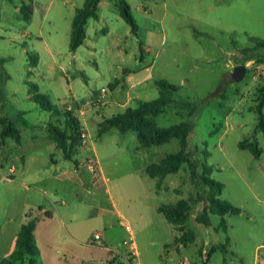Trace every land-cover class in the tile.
<instances>
[{
    "label": "rangeland",
    "instance_id": "obj_1",
    "mask_svg": "<svg viewBox=\"0 0 264 264\" xmlns=\"http://www.w3.org/2000/svg\"><path fill=\"white\" fill-rule=\"evenodd\" d=\"M125 1L139 26V38L121 17L118 0H102L100 19L89 21L86 42L74 53L72 22L84 0H0V58L5 60L0 118L14 121L22 136L21 144L13 138L3 140L0 127V264L14 252L28 214L39 218L36 264H104L111 253L116 255L115 264H136L131 248L124 245L129 238L127 226L140 251V264H203L205 258L198 249L202 236L207 245L225 244L227 237L232 240L229 252L219 251L213 264H225V260L258 264V259L264 264V152L256 159L239 148L240 142L250 141L258 142L264 151L256 112L258 90L264 86V49L255 47L256 40L264 41V0ZM25 5L33 9L31 20L21 11ZM30 56L38 57L37 66L31 65ZM240 65L247 67L246 77L232 82L231 74ZM144 77L148 80L140 90ZM158 80L179 90L154 124L168 128L191 123L192 154L213 168L214 181L224 184L221 199L242 209L240 215L226 216L227 233L216 214H210L211 226L196 223L204 190L193 183L187 165L168 176L157 187L163 193L150 199L145 196L156 182L149 179V187L144 180L132 179L130 171L179 151L177 139L152 148L158 152L157 160L155 155L143 158L142 152L135 151L139 141L133 131L121 134L112 129L99 135L104 118L125 111L120 104L131 101L135 108L138 99H159ZM32 84L79 120L86 138L81 135L74 161L63 159L48 132L51 124L63 126L65 118L33 101ZM103 89L107 99L95 102ZM52 159L59 160L62 171L78 166L80 182L46 180ZM95 160L99 166L93 174L87 164ZM131 184L137 191L133 197L125 191ZM106 188L116 191L111 193L125 215L123 220L113 214ZM191 198L186 224L200 239L181 252L174 250L172 225L166 233L142 228L138 216L149 212L139 214L142 204L173 205ZM41 206L54 217L45 218ZM58 210L75 236L63 226ZM154 214L165 220L162 214ZM97 233L102 239L93 243ZM150 239L155 245L149 244ZM126 252L128 258L120 260Z\"/></svg>",
    "mask_w": 264,
    "mask_h": 264
},
{
    "label": "trees",
    "instance_id": "obj_2",
    "mask_svg": "<svg viewBox=\"0 0 264 264\" xmlns=\"http://www.w3.org/2000/svg\"><path fill=\"white\" fill-rule=\"evenodd\" d=\"M101 1L84 0L83 7L76 10L70 38V49L72 52L75 53L85 44L87 39L86 27L89 20L100 19L99 6ZM118 6L121 17L131 26L132 33L139 38V26L132 14L131 6L125 0H118ZM21 11L26 20L32 19L33 9L30 6H23ZM139 44L140 50L143 52L142 42L140 41ZM255 47L264 49V41L256 40ZM30 62L32 66H37L39 59L37 56H30ZM4 64L5 60L0 58V76ZM155 86L160 91L159 99L149 102L139 101L138 106L135 108L129 107L123 113L111 118H104L99 125V135L102 136L112 129H117L121 134L133 131L137 135L141 148L163 146L177 139L180 145L179 151L170 153L159 163L149 166L147 168L148 175L152 179H159L157 185L159 188L167 176L179 173L187 165L193 183L204 190L199 198L204 204L195 218L196 223L211 226L210 214H216L221 217L220 228L227 233L228 225L226 216L240 215L242 209L221 199L224 192V184L214 181L211 178L213 168L197 160L192 154L190 150V136L193 132V125L191 123L183 122L168 128L156 127L153 120L164 113L166 107L171 104L172 98L179 90V87L165 80L156 81ZM32 90L35 92L32 96L33 101L39 104L42 109L53 115L63 116L65 118L63 126L51 124L48 132L58 149L63 151L65 159L72 161L73 152L76 151L78 146L77 143L81 141L82 133L79 120L71 112H65L62 108L55 105L48 96L39 93L38 85L32 84ZM257 101L259 103L256 110L258 113L257 130L264 136V86L258 90ZM0 127H2L1 137L3 140L13 138L17 143L21 144V132L14 121L4 117L0 118ZM239 148L250 151L256 159H259L264 152L258 142L242 141L239 143ZM191 202H193L192 198L189 200H180L175 205H162L158 209L171 224L177 226L178 230L182 232V235L175 239V246H188L196 240L195 232L186 229V223L191 216ZM45 217L51 218L52 214L46 212ZM26 218V223L22 225L18 233L14 252L2 264L37 263L40 250L36 244L35 232L39 218H34L30 214ZM230 242L231 238L227 237L225 244H216L207 253L203 254L202 252L205 263L209 261L212 254L217 250L228 253L229 250L227 248L230 246ZM116 262V255L111 253L110 258L104 264H115Z\"/></svg>",
    "mask_w": 264,
    "mask_h": 264
},
{
    "label": "crops",
    "instance_id": "obj_3",
    "mask_svg": "<svg viewBox=\"0 0 264 264\" xmlns=\"http://www.w3.org/2000/svg\"><path fill=\"white\" fill-rule=\"evenodd\" d=\"M101 3H102V1H101ZM100 3V4H101ZM100 7V6H99ZM100 16V15H99ZM90 21V20H89ZM89 23V22H88ZM147 77H144V78H142L141 79V81H140V85H138V87L140 88V90L142 89H144L145 87L143 86L146 82H147ZM129 97H131V93L129 94ZM138 100H140V101H143V100H141V99H138ZM131 102V101H130ZM129 101H127L125 104H118L123 110H126L127 108H129V107H132V106H130L131 104H129L130 103ZM129 104V105H128ZM132 108H134V107H132ZM124 112V111H123ZM122 112V113H123ZM101 123V122H100ZM99 123V124H100ZM55 147H57V145H56V143H55ZM58 148V147H57ZM153 148V147H152ZM152 148H141V146H140V143H139V145H137L136 146V148H135V151L136 152H142V157L143 158H150V155H155L156 157H157V160H158V152L157 151H155V150H152ZM62 153H63V151H62ZM63 155V159H65V156H64V153L62 154ZM75 155V154H74ZM74 155H73V159H72V161H74ZM168 155V154H167ZM167 155H165V156H167ZM162 159V158H161ZM161 159H159L158 161H155L156 163H159L160 162V160ZM66 160V159H65ZM52 163H53V166L51 167V170H50V173L48 174L49 176H47V178H46V180H52V181H55V182H58L59 180H63V179H66V178H71V179H73V180H75V181H79L80 182V177H79V174H78V171H79V167L77 166V170H70V169H68V170H64V171H62L63 170V168L60 166V163H59V160H56V159H52V161H51ZM156 163H154V164H156ZM78 165V164H77ZM149 166H151L150 164H145L144 166H142L139 170H137V169H135L134 171H130L131 173H130V175H131V177H132V179L133 180H138L139 182H142L143 180L146 182V183H148V185H149V187H151V184H150V180L149 179H151V181H155L156 182V186H155V188H153V189H150V191L147 193V195L145 196V199H150V195H152V194H154L155 196H159V195H161L163 192H161L162 190H160V189H158L157 188V185H158V183H159V179L158 178H156V179H152L149 175H148V173H147V168L149 167ZM87 169L89 170V168H88V166H87ZM90 171V170H89ZM22 174H24V172L22 173ZM174 175V174H173ZM170 176V175H169ZM168 177V176H167ZM166 177V178H167ZM34 178H36L37 179V177H34ZM165 178V179H166ZM165 179H164V181H165ZM108 180V179H107ZM164 181L162 182V184L164 183ZM37 183H39V182H37ZM96 183V182H95ZM98 183V182H97ZM96 183V185H98ZM26 186V188L27 189H30V187H28L27 185H25ZM170 187V186H169ZM125 191L126 192H130L131 194H132V197H133V194L135 193V192H137L136 190H135V188L133 187V185L131 184L129 187L127 186L126 188H125ZM91 192H93L92 190H91ZM104 192H108V195H109V202H110V205H111V210H112V212H113V214L115 215V216H117L120 220H123L124 218H125V215H124V213H123V211H122V209L120 208V205H119V202H118V200H117V198L116 197H114V195L111 193V192H116V191H112L110 188H106V190H104ZM44 193H47V191H44ZM174 193H176V192H174ZM179 193V192H178ZM180 200H183V199H180ZM180 200H178V201H180ZM177 201V202H178ZM176 202V203H177ZM175 203V204H176ZM175 204H173V205H175ZM160 206H162L161 204L159 205V204H153V205H148L147 204V206H146V204H142V209L141 208H139V210H140V212H139V214L140 213H145L146 214V211H145V209H147L149 212L146 214V215H142V214H140V216H138V218H139V220H140V222H141V226H142V228L144 229V230H146V229H149V228H152L155 232H158V230L159 231H161V232H163V233H166L167 231H170V226L169 225H172L173 227H174V237L175 238H177V237H180L181 235H182V232H180L179 230H178V227L177 226H175V225H173V224H171L167 219H166V217L161 213V212H159V207ZM40 208H42L40 211L42 212V213H46V212H50L51 214H52V217L51 218H47V219H52L53 217H54V214L51 212V211H49V210H47L46 208H44V207H40ZM58 212H59V214H60V216H61V222H62V224H63V226L64 227H66L67 228V230L70 232V234L72 235V236H75L74 234H75V232H74V230H73V228H72V226H68V224L66 223V219H65V217L61 214V212H60V210H58ZM154 212L155 213H159L158 215H160V214H162L163 215V217H165L164 219L165 220H163L162 218H160L159 216H157V215H155L154 214ZM33 217V216H32ZM46 218V217H45ZM138 220V219H137ZM138 222V221H137ZM22 227V226H21ZM37 229V228H36ZM72 229V230H71ZM186 229H188V226H187V224H186ZM196 234V233H195ZM200 239V237H199V235L198 234H196V240L194 241V242H196V241H198ZM232 241V240H231ZM149 244L150 245H155V242L153 241V239H150L149 241ZM193 242V243H194ZM201 244L199 245V247H198V249H199V254H200V256L201 257H203V255H202V252H203V254H205V253H207L208 251H209V248L211 249L212 247H214V245H216V244H211V245H207L206 244V242H205V238L202 236L201 237V242H200ZM187 246H184V245H178V246H175L174 247V250H177L178 252H181L182 251V249H184V248H186ZM230 247H231V242H230V246L227 248L228 250L230 249ZM261 248H264V244L263 245H261ZM108 250H110V249H108ZM219 252V250H217L216 252H214L213 254H212V256L210 257V259H209V261L206 263V264H213V257L217 254ZM233 253V252H232ZM127 252H126V254L124 255V256H119L120 258V260L122 259H127L128 258V256H127ZM135 254H136V261L139 263V256H140V251L137 249V247H136V251H135ZM204 258V257H203ZM259 258H261V257H259ZM257 259V258H256ZM264 259V258H263ZM259 261L257 262L258 264H261V262L260 261H262V259H258ZM263 262V261H262ZM140 264V263H139ZM203 264H205V261H204V263ZM225 264H228L227 263V261L225 262Z\"/></svg>",
    "mask_w": 264,
    "mask_h": 264
},
{
    "label": "built area",
    "instance_id": "obj_4",
    "mask_svg": "<svg viewBox=\"0 0 264 264\" xmlns=\"http://www.w3.org/2000/svg\"><path fill=\"white\" fill-rule=\"evenodd\" d=\"M107 89H103L98 96L96 97L95 102H103L105 101V99H107ZM72 106H69V111H72ZM83 138H86V134L84 133L82 135ZM89 170L93 173L96 174L97 172V167L99 166V162L97 160L95 161H89L87 164ZM9 178V177H8ZM126 231L129 234V238L127 240L124 241V245L128 246L131 248V252L133 253L134 256H136L135 251H136V245H135V241H134V237H133V231L131 230V228L129 226L125 227ZM101 235L99 233L95 234L94 239L92 240L93 243H100L101 240ZM136 264H139L138 262H136Z\"/></svg>",
    "mask_w": 264,
    "mask_h": 264
},
{
    "label": "water",
    "instance_id": "obj_5",
    "mask_svg": "<svg viewBox=\"0 0 264 264\" xmlns=\"http://www.w3.org/2000/svg\"><path fill=\"white\" fill-rule=\"evenodd\" d=\"M247 74V67L245 65L236 66L231 74L232 82H241L244 80Z\"/></svg>",
    "mask_w": 264,
    "mask_h": 264
}]
</instances>
